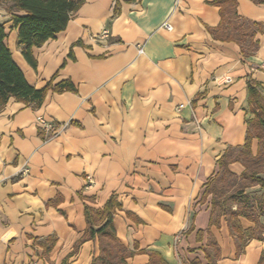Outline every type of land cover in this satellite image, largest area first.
<instances>
[{
    "label": "crops",
    "instance_id": "0c3cea01",
    "mask_svg": "<svg viewBox=\"0 0 264 264\" xmlns=\"http://www.w3.org/2000/svg\"><path fill=\"white\" fill-rule=\"evenodd\" d=\"M214 1L80 0L64 29L32 47L35 66L1 8L28 83L74 90L0 107V264H91L99 242L87 237L85 207L102 210L111 195L126 264H161L153 254L264 264V186L251 179L264 181V136L248 128V86L264 100V0ZM250 39L253 51L241 46ZM37 116L59 132L47 135ZM208 184L245 214L212 213ZM239 188L251 205L227 198Z\"/></svg>",
    "mask_w": 264,
    "mask_h": 264
},
{
    "label": "trees",
    "instance_id": "16d2710c",
    "mask_svg": "<svg viewBox=\"0 0 264 264\" xmlns=\"http://www.w3.org/2000/svg\"><path fill=\"white\" fill-rule=\"evenodd\" d=\"M214 2L219 3L220 0H215ZM79 3L80 0H9L7 10L11 11V25L17 30V45L20 47L21 54L30 65L35 66L32 47L40 46L47 39L54 37L57 32L64 29ZM232 22H234L232 19L225 17L222 18L220 25L223 27L222 29L226 28L225 25L230 29L229 24L233 26ZM239 22L249 27L250 34L254 31H252L253 27L256 29V24L244 21ZM229 33L232 35H225V37L237 39L239 42L242 41V39L240 40L241 34L236 38V34ZM6 37V27L4 22H0V107L10 97L38 104L42 101L45 91L49 87L56 91L74 90L73 85L67 80L61 81L52 87L51 83L48 82L44 87L35 89L28 83L23 71L14 61L12 53L6 45ZM241 46L253 51L256 44L250 39L246 46H243V44ZM248 90L249 100L253 105L254 111V117L248 123V128L250 127V130L261 137L264 136V100L251 85L248 86ZM251 179L264 186V181L261 178L251 177ZM209 192H212V213L218 208L223 213L232 215L245 214L244 210H230L226 205H220V200L208 184L205 193ZM227 198L239 201L244 204L243 206L251 205V200L241 188L230 193ZM263 199L264 195L256 197L258 203L262 202ZM116 207H119V203L114 199L113 195L108 198L102 210L94 211L88 206L85 207V217L88 224L86 229L87 237H97L99 242V253L93 258L91 264H126L125 258L129 252L116 237L112 223L113 211ZM234 228L235 231H239L237 224ZM152 257H155L152 261L158 260L161 264H164L160 256L153 254Z\"/></svg>",
    "mask_w": 264,
    "mask_h": 264
},
{
    "label": "built area",
    "instance_id": "2783aa9c",
    "mask_svg": "<svg viewBox=\"0 0 264 264\" xmlns=\"http://www.w3.org/2000/svg\"><path fill=\"white\" fill-rule=\"evenodd\" d=\"M177 2V0H176ZM163 26L170 30L171 29V25L165 21L163 23ZM100 37H107L108 36V30L107 29H103L102 32L99 34ZM139 52H142V48L140 47ZM183 106V104H180L178 107L181 108ZM36 121L40 127V129L42 131H44L47 135L49 136H54L59 132L60 126H58L57 124L53 123V121L51 120H47L45 119L43 116H37ZM23 171H27V168H23ZM88 179L90 178L89 176H86Z\"/></svg>",
    "mask_w": 264,
    "mask_h": 264
},
{
    "label": "rangeland",
    "instance_id": "374dc122",
    "mask_svg": "<svg viewBox=\"0 0 264 264\" xmlns=\"http://www.w3.org/2000/svg\"><path fill=\"white\" fill-rule=\"evenodd\" d=\"M9 6V0H0V10H1V8H4V9H7V7ZM4 16H6V17H4ZM9 17V15H6V14H4V15H1L0 14V22H6V18H8Z\"/></svg>",
    "mask_w": 264,
    "mask_h": 264
}]
</instances>
